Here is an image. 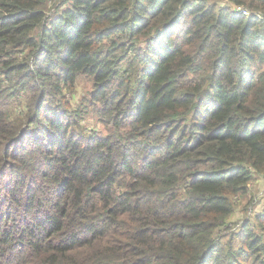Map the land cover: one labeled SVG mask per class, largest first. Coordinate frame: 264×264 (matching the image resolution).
Returning a JSON list of instances; mask_svg holds the SVG:
<instances>
[{
  "label": "trees",
  "instance_id": "obj_1",
  "mask_svg": "<svg viewBox=\"0 0 264 264\" xmlns=\"http://www.w3.org/2000/svg\"><path fill=\"white\" fill-rule=\"evenodd\" d=\"M256 178L264 0H0V264H264Z\"/></svg>",
  "mask_w": 264,
  "mask_h": 264
},
{
  "label": "rangeland",
  "instance_id": "obj_2",
  "mask_svg": "<svg viewBox=\"0 0 264 264\" xmlns=\"http://www.w3.org/2000/svg\"><path fill=\"white\" fill-rule=\"evenodd\" d=\"M92 89V82L86 77H82L73 93H67V98L74 109L80 106L82 109L83 97L88 98L90 90ZM84 125L89 128V131H97L100 134H105L106 129L104 125L97 122L91 113H85L83 116ZM249 193L247 195L239 196L235 203V213L231 216V220H244L247 216L254 217L255 215L263 214L264 210V179H255L249 185ZM254 200V201H253ZM253 202V204H252Z\"/></svg>",
  "mask_w": 264,
  "mask_h": 264
}]
</instances>
